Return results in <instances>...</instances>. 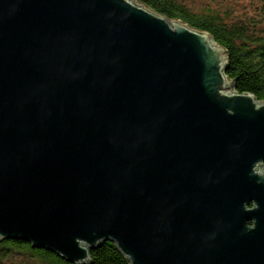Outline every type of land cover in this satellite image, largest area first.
I'll list each match as a JSON object with an SVG mask.
<instances>
[{
	"label": "water",
	"instance_id": "95a60500",
	"mask_svg": "<svg viewBox=\"0 0 264 264\" xmlns=\"http://www.w3.org/2000/svg\"><path fill=\"white\" fill-rule=\"evenodd\" d=\"M137 0H0V241L69 264H264V101Z\"/></svg>",
	"mask_w": 264,
	"mask_h": 264
},
{
	"label": "trees",
	"instance_id": "16d2710c",
	"mask_svg": "<svg viewBox=\"0 0 264 264\" xmlns=\"http://www.w3.org/2000/svg\"><path fill=\"white\" fill-rule=\"evenodd\" d=\"M153 13L167 20L180 21L199 32L207 33L226 53V78L233 83L235 92L251 94L258 101H264V34L253 29V24L224 22L221 14L206 9L195 13L179 0H137ZM13 249H24L34 264H69L54 254L41 249L32 248L23 241H0V264ZM23 253V252H22ZM23 253V254H24ZM90 264H129L115 249L106 242L91 253Z\"/></svg>",
	"mask_w": 264,
	"mask_h": 264
},
{
	"label": "rangeland",
	"instance_id": "374dc122",
	"mask_svg": "<svg viewBox=\"0 0 264 264\" xmlns=\"http://www.w3.org/2000/svg\"><path fill=\"white\" fill-rule=\"evenodd\" d=\"M189 10L195 13H202L206 9L223 15L222 18L227 24L241 23L246 21L253 24L257 34H264V0H179ZM24 249H13L7 255L3 264H34V260L24 253ZM24 254H23V253ZM37 264V263H36Z\"/></svg>",
	"mask_w": 264,
	"mask_h": 264
}]
</instances>
